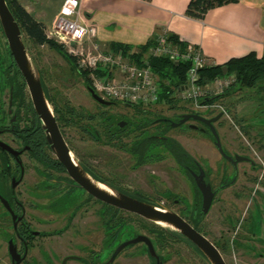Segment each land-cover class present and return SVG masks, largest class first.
Wrapping results in <instances>:
<instances>
[{"label":"flooded vegetation","instance_id":"af4514ba","mask_svg":"<svg viewBox=\"0 0 264 264\" xmlns=\"http://www.w3.org/2000/svg\"><path fill=\"white\" fill-rule=\"evenodd\" d=\"M41 73L46 89L49 90L44 73L42 71ZM78 75L85 80L80 73ZM84 82L85 87L90 83L87 80ZM87 93L91 98L88 91ZM30 102L24 78L15 63L0 24V251L3 249L6 252L11 264H13L10 256L11 241L15 246L12 248L14 259L20 264H110L114 253L122 244L139 236L151 240L163 264L166 259L161 250L168 249L175 237H177L176 241L187 245L208 262L191 241L176 236L174 232L159 227L137 214L102 202L76 184L65 166L52 152L38 115ZM93 102L102 109L103 134L94 127L85 128V131L97 145L96 147L98 145L109 147L114 132H117L116 139L119 141L126 142L125 137L132 138L123 148L132 160V168L141 170L168 162L173 165L168 173L169 178L174 179V171L180 172L188 191H184L183 194L175 193L173 188L161 182L159 177L152 176L150 186L154 187L156 197L145 195L140 189L120 182V179L108 169L94 167L89 161L76 157L92 178L135 200L177 213L217 248L226 264L224 254L229 253L233 256L237 250L243 252V261L237 264H264V162L262 160L264 153L259 152L260 146L256 144L264 145V132L257 141L252 142L257 148H245L241 145L239 150L235 148L234 142L226 141L220 130L223 115L215 125L220 135L223 150L221 152L216 147L210 129L200 122L191 121L205 130L199 131L211 134L210 144L218 155L213 167L209 158L204 156L197 158L179 141L169 136L171 130L166 120L171 119L166 115H159L150 110L147 111L149 113L146 112L145 117L154 118L155 124L140 131L139 126L142 121L134 123L133 126L129 125L130 122L127 120L128 125L120 129L118 124L122 119H118L108 110L112 107L118 108L119 104L124 103L116 101L115 105L102 106L94 100ZM124 105L129 110H135L132 106ZM224 109L229 113V107L224 106ZM262 110L264 108L260 113ZM133 114L141 115L136 111ZM56 117L59 124L58 115ZM90 117L94 119L96 116L90 115ZM211 118L214 116L208 119ZM253 118L254 116L251 117ZM179 120L180 118L175 121ZM255 123L249 122L252 130L256 127L264 130L262 124ZM66 143L70 147L68 140ZM176 143L181 146L182 151L175 148ZM70 149L74 151L71 147ZM200 178L206 186L211 187L213 193L208 209L205 207V196L197 184V179ZM160 184L163 189H160ZM72 196L79 200H74L77 205L70 211H63L60 200ZM232 199L247 201L246 215L243 218L236 216L235 213L229 214L223 208L224 205L232 202ZM185 203L189 206H184ZM175 206L179 209L176 210ZM215 206L219 207L218 214L224 222L227 233L225 238L217 241L218 243L210 240L203 230ZM93 207H97L96 221L87 218V215L93 212ZM122 214L146 223L143 227L147 233L138 234L134 230L135 235L131 240L121 242L119 245H115L118 242L111 244V241L118 236L119 242L121 241L120 231L127 225L120 216ZM160 233L162 236H158ZM112 237L115 239L112 240ZM133 246L142 249V254L137 255L138 258L146 256L148 264H157V259L150 254L149 247L144 242L125 247L112 264H115L120 255Z\"/></svg>","mask_w":264,"mask_h":264},{"label":"rangeland","instance_id":"374dc122","mask_svg":"<svg viewBox=\"0 0 264 264\" xmlns=\"http://www.w3.org/2000/svg\"><path fill=\"white\" fill-rule=\"evenodd\" d=\"M24 39L37 65L44 73V78L55 103L63 136L69 141L70 147L74 150L73 152L76 154V157L89 161L94 167L103 170L108 169L116 178L120 179V182L126 184V186L129 185L136 189H140L145 195L155 196V189L153 186H150V179L152 176L159 177L160 181L173 188L175 193L179 192L183 194L184 191H188L186 182H183L180 172L174 171V179L172 180L169 178L168 173L171 171L170 168L173 165L171 166L168 162L145 167L141 170L132 168V160L123 149L125 148V143L131 141L132 138L125 137L126 142L119 141L116 139V136H118L117 132H114L112 135L113 138L110 137L111 144L109 147L104 145H98V147H96L97 145L89 138L85 128L94 127L103 134L104 129L101 127L102 109L97 107V104L89 97L85 87V80L74 71L70 62H68L65 55H63L65 53L68 57H72L78 62V57L71 52V50L74 49L67 48L51 40L62 49V52L60 49H56L51 45L35 46L29 41L26 35H24ZM88 47L89 46L85 47V50H87ZM102 50L106 51L104 49ZM74 51H76V49ZM83 72H86V74L88 73V79H90V73L87 71ZM232 91L231 95L224 96L218 101L219 104L229 107L230 116V118H222L220 121L222 127H219L226 141L235 143V148L240 150L241 145L245 148L254 147L252 144L253 140L257 141L260 135L262 136L261 133L264 132V130L258 129L257 127L255 130H252L249 122H256L255 124H262L264 127V110L260 113V110L264 108V80L258 82L254 88L240 89L238 85H235ZM186 110L185 107L179 108V106L176 105V107L172 109L170 107L166 108L160 106L151 110V112L159 113V115L164 114L175 121L180 116L184 115ZM108 111L118 119H122V121L127 122V120H129L133 126L135 125L134 123L141 121V123H143L149 119L143 114L140 116L134 115L133 112L136 110H129L124 104H119L118 108L112 107ZM195 114L209 118L220 115L221 111L220 109L202 110L195 112ZM90 115L96 117L91 119ZM253 116L254 118L251 119ZM189 124L196 125L197 123L190 122ZM189 124L176 129H169L171 130L169 136L179 141L188 152L196 155L197 158L203 156L209 158L211 165L215 167V161L218 155L216 149L210 144L212 140L211 134L209 132L203 133L201 131L191 130ZM202 130H204V128H202ZM256 144H258V147L260 146V148H258L259 152L264 153V145L259 143ZM262 160L264 162V156H262ZM174 170H176L175 166ZM159 187L163 189L161 184ZM74 200L79 201L74 196L71 198H62L60 200V204L63 205L62 210L70 211L73 209L77 205V202ZM231 201L232 202L229 204L224 205L223 208L226 209L227 213L232 215L235 213L236 216L243 218L246 215V207L248 206L247 201H245V199H232ZM164 202H166V200ZM184 206L188 207L189 205L185 203ZM96 208L97 207H93V212L91 211L87 215L88 220H97V214L95 213L97 211ZM175 209L178 210L179 208L175 206ZM218 210L219 207L215 206L203 228L210 240L215 243L227 236L225 231L226 227L219 217ZM120 216L123 217L127 225L120 231L121 241L119 242L118 240L119 236L116 239L112 237V240H115L111 241V244L118 242L115 245H119L121 242L124 243L129 239L131 240L135 235L134 230L138 234H141V232H144V234L147 233V230L143 227V224L146 223L136 220L135 217L125 216L124 214ZM168 238L171 239L170 237ZM4 240L7 241L6 239ZM176 240L177 237H175L173 242L171 241L169 247H167L168 249L161 250L166 259L165 264H209L187 245ZM141 250L142 249L138 246L127 249L120 255L115 264H148L146 256L143 258L137 257L139 253L142 254ZM2 254H4L3 249L0 251V256H2ZM5 255H7L6 252ZM224 258L227 264H237L243 261V252L237 250L233 253V256L232 254L229 255V253H225Z\"/></svg>","mask_w":264,"mask_h":264},{"label":"crops","instance_id":"0c3cea01","mask_svg":"<svg viewBox=\"0 0 264 264\" xmlns=\"http://www.w3.org/2000/svg\"><path fill=\"white\" fill-rule=\"evenodd\" d=\"M64 1L18 0L46 27ZM76 1L86 23L96 29L93 42L108 52L117 53L126 47L143 52L142 48L152 46L159 33L167 31L182 48L200 46L211 65L225 66L250 54L264 58V0H240L209 11L204 19L186 14L191 0ZM0 264H11L5 251Z\"/></svg>","mask_w":264,"mask_h":264},{"label":"built area","instance_id":"2783aa9c","mask_svg":"<svg viewBox=\"0 0 264 264\" xmlns=\"http://www.w3.org/2000/svg\"><path fill=\"white\" fill-rule=\"evenodd\" d=\"M46 34L49 40L76 49L71 52L78 57V69L90 73L91 86L105 100L145 111L160 106L168 108L172 101L179 108L185 107V114L220 109L224 117L230 118L218 101L205 105L203 101L227 93L236 84L237 76L227 74L212 80L204 77L205 69L216 66L209 64L200 46L190 44L182 48L164 31L157 35L146 52L125 49L117 53L103 51L93 42L96 29L86 23L76 0L64 1L55 19L47 26ZM154 59L189 65L186 83L177 87L170 80L160 78L153 70Z\"/></svg>","mask_w":264,"mask_h":264},{"label":"water","instance_id":"95a60500","mask_svg":"<svg viewBox=\"0 0 264 264\" xmlns=\"http://www.w3.org/2000/svg\"><path fill=\"white\" fill-rule=\"evenodd\" d=\"M0 24L9 48L13 54L15 63L24 78L31 102L36 114L38 115L41 128L45 133L47 142L52 152L62 162L66 171L72 176L76 184L102 202L108 203L130 213L137 214L153 223H156L164 229L170 230L184 237L186 240L191 241L203 253L210 264H226L217 248L177 213L169 209H162L148 205L124 195L109 186H104L98 183L94 178H92V176L89 175L88 172L84 170L79 160L66 143V140L60 130L53 104L48 96L47 89L43 81L42 73L25 42V33L12 12L7 0H0ZM223 74H228L227 67L224 68ZM86 89L91 98L98 104L102 106H112L116 104V101L105 100L98 95L90 83H87ZM215 99H217V97L207 98L203 101V105L212 102ZM222 116L223 114H220L214 118L208 119L198 114H184L180 116V120L177 122L173 120H166V122L169 123L171 129L179 128L191 121L204 124L212 132L216 142V147L223 152L220 135L217 127L215 126ZM118 125L120 129H123L128 125V122L121 121ZM189 128L195 131H205L200 129L199 126L193 124H190ZM197 184L205 196V207L208 209L213 197L211 187L206 186L202 182L201 178L197 179ZM139 242H144L148 245L150 254L157 259V264H163V261L157 254L153 243L145 236H139L134 240L122 244L114 253L110 260V264L115 261L121 250ZM13 247L15 246H13L11 241L10 256H12V262L13 264H20L19 261L14 259V254L12 253Z\"/></svg>","mask_w":264,"mask_h":264},{"label":"trees","instance_id":"16d2710c","mask_svg":"<svg viewBox=\"0 0 264 264\" xmlns=\"http://www.w3.org/2000/svg\"><path fill=\"white\" fill-rule=\"evenodd\" d=\"M239 1L240 0H191L188 5L186 14L189 17L195 19H204V17L209 11L229 4H235L238 3ZM7 2L12 12L14 13L17 21L19 22L23 32L25 33V35L33 45L35 46L51 45L56 49H60V47L57 44H55L54 42L48 39L46 34V26L43 23L37 21L31 14H29L26 11V9L18 2V0H7ZM171 38L177 41L179 45L181 44L176 38L173 37ZM149 47L146 49L142 48L144 49L143 52H146L149 49ZM125 49H128V47H126ZM60 50L62 51V49ZM63 55H65L68 62H70L74 71L80 73L82 76L85 77V80L90 82V79H88V73L86 74V72L80 71L77 67L76 61L72 57H68L65 53ZM152 66L154 72L160 78L162 79L166 78L170 80L173 83V85L177 87L185 84L187 81V75L189 71V65L187 64L175 65L164 59H154L152 61ZM225 67H227L228 69V75L235 74L237 76V82L235 85H238L240 89L254 88L258 82L264 80V58L259 59L255 54H250L242 58L232 59L225 66L224 65L216 66L209 69H205L203 71V76L208 78L209 80L215 79L219 76H223ZM232 90L233 88L224 95L217 96V99H215L214 101H218L224 96L231 95L233 92ZM47 93L54 106V110L57 116L55 103L51 96V93L49 90H47ZM169 104L171 109L176 107V104H174V102L172 101H170ZM135 110L137 113L143 115H145L147 112L138 108H135ZM155 123L156 121L154 118L151 119L149 118L146 122L140 124L139 130L141 131L145 127H149L151 124L153 125ZM129 125L131 124L129 123ZM175 148L181 151L183 150L181 146L178 145L177 143L175 144ZM174 234L176 236L178 235L176 233ZM158 236H162V234L160 233ZM180 237L183 238L182 236Z\"/></svg>","mask_w":264,"mask_h":264}]
</instances>
